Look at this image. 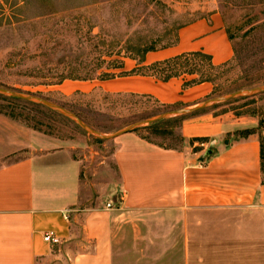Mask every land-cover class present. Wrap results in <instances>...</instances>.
Wrapping results in <instances>:
<instances>
[{
  "label": "crops",
  "instance_id": "obj_1",
  "mask_svg": "<svg viewBox=\"0 0 264 264\" xmlns=\"http://www.w3.org/2000/svg\"><path fill=\"white\" fill-rule=\"evenodd\" d=\"M189 53L209 56L214 66L232 59L219 13L181 26L173 46L148 52L142 61L125 59L127 76L100 85L112 94L193 107L211 94L210 83L184 88L194 75L162 81L146 72ZM68 83L82 86L69 93L94 89L88 82ZM257 123L231 111L191 116L180 124V148L160 147L133 132L115 138L117 207L113 189L82 206L88 201L82 163L70 148L33 136L0 141V159L19 156L0 166V264H115L124 211L158 213V247L142 250L145 257H157L148 264H264V174L253 131ZM245 131L250 134L240 135ZM47 233L59 244L44 242Z\"/></svg>",
  "mask_w": 264,
  "mask_h": 264
},
{
  "label": "rangeland",
  "instance_id": "obj_2",
  "mask_svg": "<svg viewBox=\"0 0 264 264\" xmlns=\"http://www.w3.org/2000/svg\"><path fill=\"white\" fill-rule=\"evenodd\" d=\"M214 12L221 15L232 44L233 57L228 63L210 70L207 62L199 59L187 65H161L146 72L161 80L168 69L184 72L197 65V70L213 78L211 94L198 104L263 87L264 0H0V87L47 100L95 131L111 136L134 123L190 105L167 107L148 96L108 93L100 85L107 81L101 74L127 76L121 74L123 66L117 70L113 67L124 65L125 59L137 60L146 47L160 50L173 46L181 26ZM75 77L95 79L72 80ZM68 82H88L94 89L66 93L62 85ZM229 111L255 118L258 123L253 131L264 141V93L214 105L185 118ZM180 124L163 123L158 133L139 130L138 134L162 147L180 148ZM21 136L68 147L73 157L81 160V184L88 200L82 206H91L98 196L113 189V204L117 207V175L112 158L115 139H96L53 110L0 94V141ZM18 158L14 154L0 159V166ZM157 218L158 213L142 211L120 214L122 227L115 264L157 262V257H145L142 252L147 246L158 247ZM167 230L175 232V228ZM150 232H155L156 238Z\"/></svg>",
  "mask_w": 264,
  "mask_h": 264
},
{
  "label": "water",
  "instance_id": "obj_3",
  "mask_svg": "<svg viewBox=\"0 0 264 264\" xmlns=\"http://www.w3.org/2000/svg\"><path fill=\"white\" fill-rule=\"evenodd\" d=\"M262 93H264V86L251 88V89H247V90H242V91H238V92L231 93L228 95L215 97L213 99H210V100L204 101L200 104H197L193 107L168 111V112L162 113V114H160L154 118L147 119V120H144L142 122L134 123V124L124 128V129L118 131L117 133H115L111 136H107V135H103V134L95 131L94 129L90 128L83 121H81L78 117H76L73 113L67 111L66 109H64L58 105H55V104H53L47 100H44L40 97L20 94V93H17L16 91H12V90H8V89L0 87V94L1 95L8 96V97L18 99V100L32 102V103L44 106L50 110H53V111L65 116V117L71 119L72 121H74L88 135H90L96 139H100V140H112V139H115V138H117L123 134L130 133V132L134 131L135 129H138V128H141L144 126H148L152 123L162 121L164 119L185 117V116L197 113L199 111L205 110V109H207L211 106H214V105L227 103V102L233 101V100L241 98V97L253 96V95H258V94H262Z\"/></svg>",
  "mask_w": 264,
  "mask_h": 264
},
{
  "label": "trees",
  "instance_id": "obj_4",
  "mask_svg": "<svg viewBox=\"0 0 264 264\" xmlns=\"http://www.w3.org/2000/svg\"><path fill=\"white\" fill-rule=\"evenodd\" d=\"M152 51H156V48H154V47H146V48H144L141 51V53L139 55H137V60L138 61H142L144 55L147 54L148 52H152ZM199 59L200 60H205L207 62V64H208L210 70H216V69H219V68H221V67H223L225 65L224 64V65H220V66H214L211 63L209 56L201 54V53H189V54L181 55V56L175 57L173 59L166 60V61H164L162 63L156 64L152 68H155V67H158V66H161V65H166L167 66V65H170V64H179V63H183L184 65H187L189 61H191V60L196 61V60H199ZM122 66H123L122 63H119V65L117 67H113V69H115V70L121 69ZM152 68H150V69H152ZM197 69H198L197 65H194L192 67V69H189V70L187 69L184 72H173V71H169V69H168V70L165 71V72H168V73L161 80L162 81H167V80H169L172 77H177V76H180L182 74H187V75H194V76H196V78L185 82L184 85H183L184 88L191 87V86H194V85H198V84H201V83H204V82L213 83V78L212 77L205 76L204 73H201ZM131 73L135 74V71H132ZM121 74H126V73L122 72ZM101 76L103 78H105V80H109V79L114 78V74L110 73V72L102 73ZM64 79L65 78L60 79L57 84L62 83V81ZM94 79L95 78H93V77H83V78L82 77H75V78H72V80H78V81H91V80H94ZM194 114H196V113H194ZM194 114H192V115H194ZM184 119H186V118L185 117H178V118L169 119V120H167L165 122L158 121V122L152 123V124H150V125H148L146 127H143L142 129H135L132 132L138 134L139 130H142V131H145V132L150 131V132H152V134H155V133H158L157 129H158L159 126H161V124L169 123V122H179V121L182 122ZM248 134H250L249 131H245V132L241 133V135H243V136L244 135H248ZM140 137L142 139L148 141V142H153L148 137L141 136V135H140ZM259 143H260V166H261V171L264 174V141L261 138H259ZM158 146H160V145H158ZM160 147H162V146H160ZM163 148H166V147H163Z\"/></svg>",
  "mask_w": 264,
  "mask_h": 264
},
{
  "label": "built area",
  "instance_id": "obj_5",
  "mask_svg": "<svg viewBox=\"0 0 264 264\" xmlns=\"http://www.w3.org/2000/svg\"><path fill=\"white\" fill-rule=\"evenodd\" d=\"M106 207L110 208L111 206H110V204H107ZM43 240H44V242L50 243L52 245H57L60 242L59 239L54 237L51 233L45 234L44 237H43Z\"/></svg>",
  "mask_w": 264,
  "mask_h": 264
},
{
  "label": "bare ground",
  "instance_id": "obj_6",
  "mask_svg": "<svg viewBox=\"0 0 264 264\" xmlns=\"http://www.w3.org/2000/svg\"><path fill=\"white\" fill-rule=\"evenodd\" d=\"M62 90L64 91V92H66V93H69V92H71L73 89H77V88H82V86L80 85V84H76V83H74V84H69V83H67V84H65L64 86H62Z\"/></svg>",
  "mask_w": 264,
  "mask_h": 264
}]
</instances>
